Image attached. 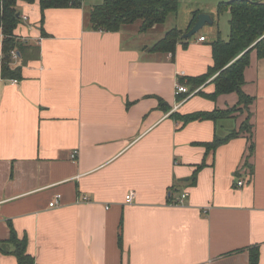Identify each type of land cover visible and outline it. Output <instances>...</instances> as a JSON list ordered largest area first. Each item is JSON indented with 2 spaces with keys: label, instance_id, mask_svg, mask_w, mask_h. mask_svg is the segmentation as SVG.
<instances>
[{
  "label": "crops",
  "instance_id": "1",
  "mask_svg": "<svg viewBox=\"0 0 264 264\" xmlns=\"http://www.w3.org/2000/svg\"><path fill=\"white\" fill-rule=\"evenodd\" d=\"M103 1L43 14L37 2L17 4L21 78L0 74V243L14 231L34 264H248L254 248L264 264V60L252 52L244 71L250 134L206 151L246 114L180 118L227 110L238 95L209 99L216 74L180 101L174 87L212 67L219 32L172 55L151 52L166 33L158 26L91 28L89 11ZM2 246L0 264H17L13 245Z\"/></svg>",
  "mask_w": 264,
  "mask_h": 264
},
{
  "label": "trees",
  "instance_id": "2",
  "mask_svg": "<svg viewBox=\"0 0 264 264\" xmlns=\"http://www.w3.org/2000/svg\"><path fill=\"white\" fill-rule=\"evenodd\" d=\"M39 4L41 14L49 8H69L78 5L80 0H0V31L2 33V56L0 58V74L3 79L19 81L21 67H13L12 52L23 55L24 44L16 38L14 32L20 22V12L16 9L18 3ZM179 0H104L101 4L92 6L89 11V23L96 31L115 33L124 26L138 22L139 32L145 33L153 26L163 25L171 14H176ZM228 12L229 35L226 41L219 36L211 43V55L213 65L201 76L181 80L182 85L189 87L192 92L216 74L212 81L214 91L207 95L209 99L236 93L239 100L253 99L242 92L244 85V71L249 65L250 54L255 52L258 60H264V0H228L220 2L216 13L220 15ZM18 15V16H17ZM197 12L185 30L186 33L196 22ZM41 22L43 19L41 18ZM182 32L177 29L167 31L163 38L157 41L149 50L162 54H173L178 43L187 40L182 39ZM17 57V55H16ZM198 95H203L199 93ZM179 101L187 96L182 94ZM206 97V96H205ZM228 116L227 110H213L212 112H197L180 120L188 123L195 120L223 119ZM249 122V121H248ZM244 121L238 132H232L225 138L214 136L210 143L202 144L206 151L215 150L218 146L240 135L243 132L250 134L251 126L247 123L244 129ZM253 144L249 145V150ZM120 242V241H119ZM11 244L14 247L13 255L17 264H34L33 258L26 253L25 238L18 239L14 231H11L10 240L0 243V252L8 253L1 245ZM259 252L257 248L250 251L249 263L258 264Z\"/></svg>",
  "mask_w": 264,
  "mask_h": 264
},
{
  "label": "rangeland",
  "instance_id": "3",
  "mask_svg": "<svg viewBox=\"0 0 264 264\" xmlns=\"http://www.w3.org/2000/svg\"><path fill=\"white\" fill-rule=\"evenodd\" d=\"M224 2L226 0H179L178 3V13L177 14H171L168 17V20L165 22L164 25H159L157 30L165 32L177 27L178 30L183 31L185 29V25L187 24L189 13H192L193 11L197 12V14H203V12H208L211 15H214V19L216 20L215 25L211 26H205L202 29H200L196 35H194L192 38H196L199 36L208 37L211 36L207 33L209 28H214L216 31L219 32L220 38L224 41L228 39L229 35V26H228V20H229V14L228 12H224L220 15H217L215 9H217V6L219 2ZM215 11V12H214ZM206 15V14H205ZM191 38V39H192ZM189 40V39H188ZM251 101H248V99L239 100L238 97V103L227 109L228 116L230 117L233 114H246V122L249 124L248 119L250 117L249 113V103ZM247 123H244V129H247Z\"/></svg>",
  "mask_w": 264,
  "mask_h": 264
},
{
  "label": "built area",
  "instance_id": "4",
  "mask_svg": "<svg viewBox=\"0 0 264 264\" xmlns=\"http://www.w3.org/2000/svg\"><path fill=\"white\" fill-rule=\"evenodd\" d=\"M22 18L25 20V17L24 16H22ZM204 37H200L199 38V41H204ZM12 58H13V60L14 59H16V54L14 53V52H12ZM11 83H17V81H15V80H12L11 81ZM197 91L198 90H195V91H193V92H189L188 91V89L186 88V86H184V85H182V84H180V83H177L176 84V86L174 87V95L175 96H180V95H182V94H187V96H191V95H193V94H195V93H197ZM76 154H77V152H73L71 155H70V158L72 159V160H74L75 158H76ZM242 183L243 182H241V181H239L238 183H237V185L238 186H242ZM188 196V194L186 193V192H184V193H182L181 195H180V199L181 200H179V204H180V202L182 201V200H184L186 197ZM60 196L59 195H57V196H55V198L51 201V202H49V204H48V208L49 209H53V208H57V207H59L60 206ZM132 200H133V195L132 194H128L127 196H125V204H131L132 203ZM87 201V199L86 198H84L83 199V202H86ZM177 203V204H178Z\"/></svg>",
  "mask_w": 264,
  "mask_h": 264
},
{
  "label": "water",
  "instance_id": "5",
  "mask_svg": "<svg viewBox=\"0 0 264 264\" xmlns=\"http://www.w3.org/2000/svg\"><path fill=\"white\" fill-rule=\"evenodd\" d=\"M206 24H208V25L212 24L211 18L208 15H205V14H198L196 16V22L193 24L191 29H189L186 33L182 34L181 38L185 39V40L191 39Z\"/></svg>",
  "mask_w": 264,
  "mask_h": 264
}]
</instances>
